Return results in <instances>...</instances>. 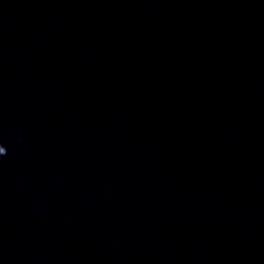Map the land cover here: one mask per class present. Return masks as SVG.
Returning <instances> with one entry per match:
<instances>
[{"label": "water", "instance_id": "water-1", "mask_svg": "<svg viewBox=\"0 0 264 264\" xmlns=\"http://www.w3.org/2000/svg\"><path fill=\"white\" fill-rule=\"evenodd\" d=\"M0 264H264V0H0Z\"/></svg>", "mask_w": 264, "mask_h": 264}]
</instances>
